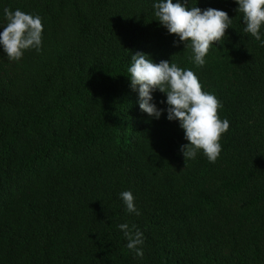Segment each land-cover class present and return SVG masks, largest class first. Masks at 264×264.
Wrapping results in <instances>:
<instances>
[{"label":"trees","instance_id":"obj_1","mask_svg":"<svg viewBox=\"0 0 264 264\" xmlns=\"http://www.w3.org/2000/svg\"><path fill=\"white\" fill-rule=\"evenodd\" d=\"M154 2L0 0V24L19 8L44 25L40 51L9 60L0 48V264H264V46L235 0H191L232 19L196 66ZM136 52L192 69L223 103L215 162L186 161L179 122L141 111ZM122 223L143 232L142 258Z\"/></svg>","mask_w":264,"mask_h":264},{"label":"clouds","instance_id":"obj_2","mask_svg":"<svg viewBox=\"0 0 264 264\" xmlns=\"http://www.w3.org/2000/svg\"><path fill=\"white\" fill-rule=\"evenodd\" d=\"M198 3V0L196 4ZM238 13H243V31L264 46V0H235ZM191 6V0H155L154 15L169 34H175L179 43L191 49V60L196 66L206 64V57L215 42L223 40L232 19L226 11L208 7ZM6 23L0 24V48L9 60H19L26 50L40 51L43 43L44 25L38 14L17 8L3 9ZM127 69L131 87L138 92V104L142 112L159 120L167 113V119L179 122L188 143L180 146L185 160L195 159L202 151L210 162L220 156L222 135L230 128L227 118L221 119L218 110L223 103L211 92L204 91L198 75L190 68H182L175 62L161 60L158 63L150 54L136 52L131 56ZM166 94V108L158 107L154 93ZM120 199L129 214L140 215L136 198L131 190L122 191ZM127 239L126 247L137 257L144 255V234L135 225H118Z\"/></svg>","mask_w":264,"mask_h":264}]
</instances>
